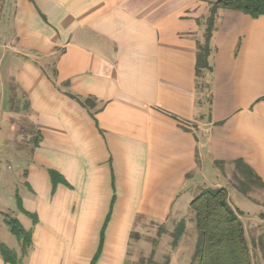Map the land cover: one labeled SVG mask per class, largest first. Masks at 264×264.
<instances>
[{"label":"crops","instance_id":"1","mask_svg":"<svg viewBox=\"0 0 264 264\" xmlns=\"http://www.w3.org/2000/svg\"><path fill=\"white\" fill-rule=\"evenodd\" d=\"M216 1L0 0V161L31 157L16 219L32 247L0 243L23 264H91L99 250L96 264H126L142 226L208 188L230 197L235 162L264 183V16L219 10L200 78ZM25 130L29 148L15 145Z\"/></svg>","mask_w":264,"mask_h":264},{"label":"trees","instance_id":"2","mask_svg":"<svg viewBox=\"0 0 264 264\" xmlns=\"http://www.w3.org/2000/svg\"><path fill=\"white\" fill-rule=\"evenodd\" d=\"M219 10H231L244 13L255 19L264 16V0H217L212 4L210 17L207 20L203 42L199 44L196 74L204 77L212 73L210 58L213 53L211 40L215 30V20ZM78 100L86 108L94 107L91 99ZM234 177L237 180L236 190L248 195L253 189H264V183L243 161L234 164ZM195 214L198 241L192 258V264H253L246 229L241 220L242 212L231 202L229 193L223 188L202 190L191 202ZM5 223L22 246V257L32 247V233L26 231L18 219L6 215ZM186 223L181 221L174 233V247H177L184 234ZM264 247V239H261ZM0 256L7 264H23L24 259L14 250L0 243ZM100 250L91 264H96Z\"/></svg>","mask_w":264,"mask_h":264},{"label":"rangeland","instance_id":"3","mask_svg":"<svg viewBox=\"0 0 264 264\" xmlns=\"http://www.w3.org/2000/svg\"><path fill=\"white\" fill-rule=\"evenodd\" d=\"M15 111L22 112L19 107H15ZM16 121L25 127H31L27 112L24 114L22 112ZM24 132L16 137L15 145L24 144L29 148L32 143L28 134L31 133L26 130ZM16 151L20 149H8L9 156L0 161V206L3 207L0 208V242L10 247H18L19 244L4 223L3 217L10 215L16 218L19 215L16 214L19 212L16 196L24 197L27 193L25 172L28 171L31 161L27 151L24 150L25 154H21L20 151V154L13 155L12 152ZM234 172L235 169L229 174L230 200L242 212L241 220L246 229L253 264H264V247L261 246L262 237L264 239V189L255 188L248 195L240 194L235 187L238 183ZM243 196L245 200L242 199ZM181 221L186 223L185 231L178 246L174 247V233ZM197 241L195 214L189 208L188 212L171 218L166 224L142 226L139 233L133 237L126 264H192Z\"/></svg>","mask_w":264,"mask_h":264}]
</instances>
